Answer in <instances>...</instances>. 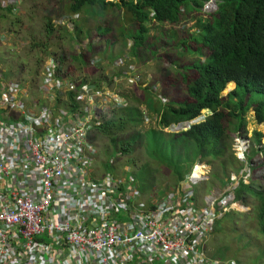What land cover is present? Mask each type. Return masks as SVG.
<instances>
[{
	"label": "built area",
	"instance_id": "built-area-1",
	"mask_svg": "<svg viewBox=\"0 0 264 264\" xmlns=\"http://www.w3.org/2000/svg\"><path fill=\"white\" fill-rule=\"evenodd\" d=\"M8 5L18 9L16 0H0V8ZM213 7L211 1L204 9ZM43 66L34 91L48 104L32 99L31 87L0 69V264H238L210 260L206 244L228 214L246 210L236 192L241 182L249 185L250 167L230 174L222 192L203 202L194 190L209 176L205 164L194 166L173 190L144 194L134 179L95 168L91 131L113 104L124 102L82 84L79 109L57 110L54 102L80 82L56 76V59ZM204 121L168 131L181 133ZM253 147L251 135H235L239 163L247 164Z\"/></svg>",
	"mask_w": 264,
	"mask_h": 264
},
{
	"label": "trees",
	"instance_id": "trees-1",
	"mask_svg": "<svg viewBox=\"0 0 264 264\" xmlns=\"http://www.w3.org/2000/svg\"><path fill=\"white\" fill-rule=\"evenodd\" d=\"M44 1L50 3L47 8L50 16L59 17L65 14L68 19V17L76 15L78 19L80 18L79 21H82L83 15L95 11L103 16H106V13L109 15L125 13L130 18L132 26L126 31L127 34L122 32L121 37L123 41H128L131 44V56L136 55L137 51L146 43L149 34L148 25L151 24V21H155L159 26L166 25L177 29V27L189 23L192 17L196 20L195 26L192 28V31H197L196 34H189L182 30L178 36L183 41H177V43L182 50L190 52L191 49L186 44L190 41L191 44L207 50L208 55L205 60L197 61L191 66L190 72L193 73L191 78L179 76L186 98L178 103L169 101L163 105L159 104L155 109H152L151 104L148 105V110L155 115L160 131L196 120L203 111L210 113L204 123L192 126L182 133H168L171 135V142H177L181 146L186 145L185 147H176L179 150L183 148V153H174L175 156L187 159L194 157L199 163L210 159H219L225 154L227 143L232 139L230 138L232 132L246 130L249 122L264 125V102L250 103L251 95L264 96V0H118V3H115L114 0H51L52 4L49 0ZM211 1L216 2L217 12L209 16V20L203 21L197 18L203 6ZM33 6L35 13L43 12L40 10L45 9L42 2ZM8 15L14 17L11 21L12 27L21 21L19 16L22 15L11 14L10 7L0 8V22ZM44 19L42 27L48 40H51L55 33H57L56 36L60 42L76 37L82 40L80 37L83 33L81 27L75 25L74 29L69 31L66 26L60 27L51 18L46 19L45 17ZM111 32L106 26L98 25L95 29L97 38L105 39V41L101 40L103 44L112 43L108 39ZM58 40L55 46L60 48ZM31 47H38L41 52H44L49 47V43L46 41L38 43L31 39ZM97 53L95 45L87 43L83 51L79 53L74 51L68 57L64 53L47 54L48 57L59 61L56 76L72 79L73 64L82 67L91 65V58H100L96 57ZM197 55H201L199 48H197ZM121 56H118V59H121ZM67 61L68 67H65ZM37 64L38 66L43 64L41 57L37 59ZM91 67L94 70L93 73L103 71L100 63ZM11 69L12 67L9 68V71ZM35 74L37 75V73ZM4 76L11 79L7 74ZM79 80L80 83L77 84L76 91H68L65 100L61 98L57 100L64 109L72 111L79 109L81 104L77 103L75 98L78 95V88L82 84L88 83L94 90L103 91L106 88L105 84L110 87L112 83L111 78L105 74H100L99 77H83ZM73 81L76 80L73 79ZM20 84L23 85V83ZM230 84H234V90L226 97H222ZM162 102L160 101L161 104ZM113 106H115L114 109L109 112L112 114L111 118L107 119L101 116L102 120L98 126L92 129L90 139L93 144L97 140L102 141L106 156L110 154V158H116L114 161L116 162L121 157L131 155V147L136 139L130 138L125 141L127 138L125 139L123 135L127 131L126 128L135 123L132 119L142 115L138 111L125 108L126 105L116 107V104H113ZM137 134L139 135L136 133V136ZM146 136L149 140L148 145L151 147L153 142H162L155 140L151 135L147 134ZM254 138L258 146H262L260 154L263 159L254 169L252 185H241L237 191L236 202L248 207L246 196L250 195L258 201L257 218L264 235V135L256 133ZM103 169L106 173H114L111 164L103 165ZM190 171L188 168L176 175V179L179 178L177 179L179 183L183 180V176L189 174ZM171 173L175 175L174 172L171 171ZM257 182H260L259 188H256ZM197 187L194 190L195 199Z\"/></svg>",
	"mask_w": 264,
	"mask_h": 264
},
{
	"label": "rangeland",
	"instance_id": "rangeland-1",
	"mask_svg": "<svg viewBox=\"0 0 264 264\" xmlns=\"http://www.w3.org/2000/svg\"><path fill=\"white\" fill-rule=\"evenodd\" d=\"M49 1L52 4V1ZM41 2L45 9L40 10L43 12L35 13L33 5ZM115 3H118V1ZM49 4L44 0H22L23 14L19 16L21 21L12 27L11 21L14 17L8 15L0 22V69L11 79L23 83L24 86L31 87L30 97L32 99L38 100L42 104H48L34 91L35 87L40 84L43 65L48 58L47 53H64L68 57L74 51L77 53L83 51L87 43L94 44L98 51L96 57H100L103 71L93 73L94 70L91 65L82 67L73 64V67L71 66L73 79L99 77L100 74L109 76L112 83L110 87L104 85L107 92L119 95L126 102L125 108L135 112L138 111L142 115L132 119L135 123L129 125L123 135L125 139L127 138L125 141L130 138L136 139L131 147V155L121 157L114 162L116 158H110V154L106 156L103 142L97 140L93 144L98 153L96 156L98 162L95 168L101 169L103 165L111 164L114 170V173H112L116 176L123 178L125 175L134 179L140 190L142 186L148 188V192L141 190L144 194L153 189L162 190L165 187L171 190L175 189L179 185L177 180L179 178L176 179V175L188 168L190 171L191 166L199 162L194 157L187 159L186 157L179 158L175 156L174 153H183V148L179 150L176 147H185L186 145L181 146L177 142H171V133L160 131L155 115L148 110V105L151 104L152 109H155L159 104L163 105L169 101L178 103L186 98L184 86L180 84L181 78L179 76H189L191 78L193 75L190 72L191 66L197 61L205 60L208 55L207 50L191 44L190 41L186 43L191 49L190 52L182 50L177 43V41H183L178 36L180 30H185L189 34H196V30L192 31L196 20L193 17L190 18V22L177 27L178 30L175 27L166 25L149 26L146 43L137 51L136 55L131 56V44L128 41H123L121 37V33H126L132 26L130 18L125 13L123 15L122 13L110 15L106 13L107 15L103 16L95 11L83 15L82 21H79V18V20L73 22L70 17L66 19L65 14L59 17L50 16L47 10ZM214 10L215 8L209 10L208 13ZM208 13L203 9L197 15V18L203 21L209 20ZM45 17L46 19L51 18L62 28L66 26L69 31H72L75 25L81 27L83 33L81 32L82 36L80 37L82 40L76 37L72 40L60 42L57 39V33L52 36L51 40H48L42 27ZM98 25L100 27L106 26L112 31L108 39L113 44L109 42L103 44L102 41H105V39L103 38L101 41L97 38L95 29ZM176 32L178 33L176 34ZM31 39L38 43L46 41L49 43V47L41 52L38 47H31ZM57 40L61 45L60 48L55 46ZM197 48H199L200 56L197 55ZM121 55H124V57L125 55L129 56L130 59L125 64L116 67L118 56ZM40 57L43 59V64L38 66L37 59ZM10 67L12 69L9 71ZM65 67H68V61ZM233 90L234 86L229 85L222 97H226ZM160 101H163L162 104ZM250 101V103H263L264 96L253 94ZM54 104L57 110L64 109L57 101ZM111 116V113L104 114V118L107 119H110ZM209 116L210 114L206 113L205 118ZM255 130L262 132L264 135V128L262 127L247 128L248 133ZM136 133H139V135L137 134L139 137L136 136ZM235 133L236 131L230 134L232 139L227 143L223 156L216 160L210 159L204 162L209 167L210 173L207 180L196 188L199 202H203V199L207 196H213V193L222 192L224 189L222 183L226 181L230 174L245 171V165L239 163L233 155L232 148ZM147 134L162 142H153L151 147L148 145ZM254 154L253 151L252 156ZM186 176L188 174L183 176V180ZM256 184V188H259L260 182ZM246 199L248 207L244 212L228 214L215 227L214 234L210 236L211 238L208 239L206 244L207 255L210 260H233L238 264H264V235L261 232L257 218L258 213L256 212L259 203L251 195L246 196Z\"/></svg>",
	"mask_w": 264,
	"mask_h": 264
},
{
	"label": "clouds",
	"instance_id": "clouds-1",
	"mask_svg": "<svg viewBox=\"0 0 264 264\" xmlns=\"http://www.w3.org/2000/svg\"><path fill=\"white\" fill-rule=\"evenodd\" d=\"M213 2V4H214V7H213V9L215 8V10L213 11V12H211V13H208L209 15H207V17H209V16H211V15H213V14H215L216 12H217V4H216V2L215 1H212ZM209 3V2H208ZM207 3V4H208ZM207 4H205L204 6H203V8H202V10H201V12L203 11V9L205 8V6L207 5ZM184 29V28H183ZM50 57H48L47 59H49ZM52 58V57H51ZM95 59V58H94ZM93 58H91V60H94ZM97 60H99L100 62H101V59H99V58H97ZM58 63H59V61H58ZM59 67V66H58ZM4 74H5V72H4ZM56 75H57V73H56ZM41 78V77H40ZM60 78V77H59ZM61 79H65V78H61ZM68 80V79H67ZM72 80H73V78H72ZM76 81H79L80 82V80H76ZM85 84H88V83H85ZM230 85H233L234 86V84H230ZM234 88H235V86H234ZM114 94V93H113ZM115 95H117V94H115ZM39 96V95H38ZM118 96V95H117ZM119 97V96H118ZM120 98V97H119ZM121 99V98H120ZM65 100V99H64ZM121 101L122 102H124V104H123V106H125L126 105V102H125V100H122L121 99ZM41 103V102H40ZM252 115H254L253 113H252ZM206 120V119H205ZM192 121H194V120H192ZM192 121H190V122H192ZM205 122V121H204ZM204 122H202V123H204ZM187 123H189V122H187ZM184 124H186V123H184ZM199 124H201V123H199ZM199 124H196V125H199ZM180 125H182V124H180ZM196 125H193V126H196ZM175 126H177V125H175ZM254 126H257V127H262V128H264V125H258V124H256V123H253V122H249V124H248V126H247V128L248 127H254ZM192 127V126H191ZM190 127V128H191ZM189 128V129H190ZM247 128H246V130H244V131H239V132H236L235 133V135L237 134V133H243L244 135H246L247 137L249 136V135H251V139H252V143H253V145H254V147L252 148V150H251V155H250V159L248 160V162H247V164H244L245 166L247 165L248 167H250V172H251V179H250V181H249V185H245L243 182H241L240 183V187H241V185H244V186H251L252 185V183H253V178H254V169L256 168V166L258 165V162H260L261 161V159H263V156H262V154H260V149H262V146H258V144L255 142V134L256 133H262V132H259V131H257V130H255L254 132H252V133H248L247 132ZM170 129V128H169ZM169 129H167V130H165V131H168ZM185 132V131H184ZM168 133H171V132H169L168 131ZM182 133V132H181ZM171 134H176V133H171ZM178 134V133H177ZM234 139V138H233ZM264 140V139H263ZM263 145H264V143H263ZM255 148V150H253ZM253 151L255 152V154H254V156H252V153H253ZM234 155V154H233ZM234 158H235V156H234ZM236 159V158H235ZM199 164H205V163H198V164H195L194 166H196V165H199ZM206 165V164H205ZM243 165V164H242ZM193 166V167H194ZM193 167L191 168V171H192V169H193ZM191 171H190V173H191ZM189 173V174H190ZM237 173H240V172H237ZM188 174V175H189ZM230 177V175L228 176V178ZM227 178V179H228ZM227 179H226V181H227ZM225 181V182H226ZM225 182L223 183V185L225 184ZM199 186V185H198ZM240 189V188H239ZM238 189V190H239ZM237 190V191H238ZM237 193V192H236ZM236 196H237V194H236ZM239 203V202H238ZM241 204V203H240ZM242 205V204H241ZM243 206V205H242ZM245 207V206H244ZM246 208V207H245ZM231 213H235V212H231Z\"/></svg>",
	"mask_w": 264,
	"mask_h": 264
},
{
	"label": "bare ground",
	"instance_id": "bare-ground-1",
	"mask_svg": "<svg viewBox=\"0 0 264 264\" xmlns=\"http://www.w3.org/2000/svg\"><path fill=\"white\" fill-rule=\"evenodd\" d=\"M17 1V3H18V9L16 10L15 9V7L13 6V5H8V6H6V7H3V8H5V9H7L8 7H10V11H11V14H13V15H15V16H18V15H22L23 14V12H22V0H16ZM108 1H110V0H108ZM118 0H114V2H117ZM134 1V0H133ZM70 18L73 20V22H76L77 20H79L78 19V17L76 16V15H72V16H70ZM151 25H154V26H159V25H157L156 23H155V21H151V24H149L148 25V29H149V26H151ZM180 31H182V30H180ZM178 32H176V34H177ZM172 40H174V39H172ZM130 44V43H129ZM129 56L127 57L126 55H125V57H124V55L121 57V59H117L118 61H121L122 62V64H125L126 62H128L129 61ZM197 63V62H196ZM195 64V63H194ZM227 88H228V86H227ZM103 92H105V93H110V92H107V88H105L104 90H103ZM108 107H109V109H112V107L113 106H111V105H108ZM205 113H207V114H210L209 112H207V111H203L202 113H201V115H200V117L199 118H201V117H205V115H203L202 116V114H205ZM198 118V119H199ZM208 117H206L205 119H207Z\"/></svg>",
	"mask_w": 264,
	"mask_h": 264
},
{
	"label": "crops",
	"instance_id": "crops-1",
	"mask_svg": "<svg viewBox=\"0 0 264 264\" xmlns=\"http://www.w3.org/2000/svg\"><path fill=\"white\" fill-rule=\"evenodd\" d=\"M150 188H151V187H150ZM150 188H149V191H150ZM142 189H143V190H142ZM142 189H141V190H142L143 192H148V190H147L148 188H146V187H142Z\"/></svg>",
	"mask_w": 264,
	"mask_h": 264
}]
</instances>
